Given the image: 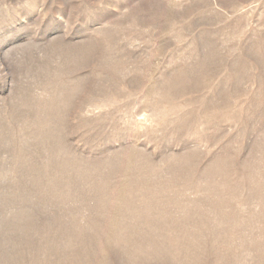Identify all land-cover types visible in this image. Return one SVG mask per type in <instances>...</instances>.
Masks as SVG:
<instances>
[{"label": "rangeland", "instance_id": "374dc122", "mask_svg": "<svg viewBox=\"0 0 264 264\" xmlns=\"http://www.w3.org/2000/svg\"><path fill=\"white\" fill-rule=\"evenodd\" d=\"M0 264H264V0H0Z\"/></svg>", "mask_w": 264, "mask_h": 264}]
</instances>
